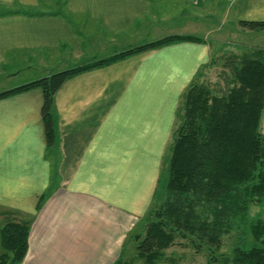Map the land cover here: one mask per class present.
I'll return each mask as SVG.
<instances>
[{
    "label": "crops",
    "instance_id": "obj_1",
    "mask_svg": "<svg viewBox=\"0 0 264 264\" xmlns=\"http://www.w3.org/2000/svg\"><path fill=\"white\" fill-rule=\"evenodd\" d=\"M153 1L0 0V77L8 81L0 92L138 42L170 35L205 38L136 54L67 80L54 98L52 145L42 88L0 100V226L32 219L23 264H115L155 205L180 100L212 61L219 41H212L211 30L202 34L187 23L158 29L154 40L134 41L131 33L153 21L148 18ZM220 5L236 21H264V0H206L193 5L199 11L181 12L196 20ZM69 63L74 66L60 69ZM50 64L57 69H33ZM22 65L28 66L24 74Z\"/></svg>",
    "mask_w": 264,
    "mask_h": 264
},
{
    "label": "trees",
    "instance_id": "obj_2",
    "mask_svg": "<svg viewBox=\"0 0 264 264\" xmlns=\"http://www.w3.org/2000/svg\"><path fill=\"white\" fill-rule=\"evenodd\" d=\"M244 28L264 30V21H239ZM182 41H205L196 35H170L120 51L105 59L80 64L0 92V100L42 88V114L48 143L56 141L55 95L70 78L96 68ZM209 64V63H208ZM183 93L160 176L155 205L130 234L135 258L155 264L179 235L206 248L219 264H264V215L253 220L254 205L264 207V46L231 54L225 63L231 76L220 91L196 79ZM181 121L178 124V118ZM166 164V165H165ZM37 205L39 211L44 198ZM32 219L0 226L4 252L0 264H23L28 253ZM236 235L230 254L222 251L226 236Z\"/></svg>",
    "mask_w": 264,
    "mask_h": 264
},
{
    "label": "rangeland",
    "instance_id": "obj_3",
    "mask_svg": "<svg viewBox=\"0 0 264 264\" xmlns=\"http://www.w3.org/2000/svg\"><path fill=\"white\" fill-rule=\"evenodd\" d=\"M153 9L149 12L148 18H151V22L145 28L138 27L133 29L131 33L134 41H142L140 39H153L159 30H165L169 28H175L176 26L184 25L192 29L194 26L198 28V31L207 33L211 30L210 37H216L218 43L213 45V55L212 61L205 66L199 73L196 82L205 83L210 85L212 88L224 91L227 89V83L230 78V69L225 66L227 58L231 54H240L243 50L249 47L264 46V30L243 28L239 26V21H236L231 13L226 15V6H219L214 12H203V15L195 20V17L188 14V16H182L181 10L184 8L186 10L194 9L199 11V7H194L188 0H157L152 3ZM54 10H58L56 8ZM62 12V11H60ZM65 12V11H64ZM154 12L155 18L152 15ZM199 12H197L198 14ZM164 20L163 17L164 16ZM186 15V14H185ZM186 19V20H185ZM158 27V28H157ZM219 28V29H218ZM184 29V28H181ZM189 29V28H188ZM217 30V31H216ZM135 37V38H134ZM125 38V37H124ZM155 39V38H154ZM153 39V40H154ZM142 42H138L139 45ZM70 58V57H69ZM64 59V58H63ZM62 60V59H61ZM70 59H67L68 61ZM58 63V62H57ZM66 63V62H65ZM72 63L64 64L60 69L65 67H73ZM28 66L22 65L18 68L22 69L24 74L27 71ZM47 67L54 68V65L39 67L34 66V70L41 71L39 73H45ZM14 69L15 67H10ZM230 75V76H229ZM41 79V78H40ZM4 77H0V85L2 86ZM8 81H5V85ZM181 119L178 118V124ZM262 132L264 133V114L262 117ZM166 161V159H165ZM166 165V164H165ZM164 171V167L162 172ZM161 172V174H162ZM264 215V207L260 205H254L251 211V218L253 220ZM237 243L236 235L232 234L226 236L224 239L222 251L230 254L231 248ZM136 243L131 241L127 244V254L125 256L126 264H144V260L134 257L136 255L135 250ZM4 252L0 245V255ZM165 257L162 260L157 261L155 264H219L217 262L209 261V256L206 248H199L197 244L193 243L192 238L184 237L179 235L173 245H171L165 251Z\"/></svg>",
    "mask_w": 264,
    "mask_h": 264
},
{
    "label": "built area",
    "instance_id": "obj_4",
    "mask_svg": "<svg viewBox=\"0 0 264 264\" xmlns=\"http://www.w3.org/2000/svg\"><path fill=\"white\" fill-rule=\"evenodd\" d=\"M189 1L194 6H200L206 0H189Z\"/></svg>",
    "mask_w": 264,
    "mask_h": 264
}]
</instances>
